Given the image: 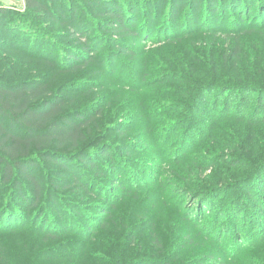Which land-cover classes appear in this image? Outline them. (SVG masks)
<instances>
[{
  "label": "trees",
  "instance_id": "16d2710c",
  "mask_svg": "<svg viewBox=\"0 0 264 264\" xmlns=\"http://www.w3.org/2000/svg\"><path fill=\"white\" fill-rule=\"evenodd\" d=\"M21 5L0 4V264H207L206 241L264 264V0ZM157 190L195 218L244 199L166 259L140 239Z\"/></svg>",
  "mask_w": 264,
  "mask_h": 264
},
{
  "label": "rangeland",
  "instance_id": "374dc122",
  "mask_svg": "<svg viewBox=\"0 0 264 264\" xmlns=\"http://www.w3.org/2000/svg\"><path fill=\"white\" fill-rule=\"evenodd\" d=\"M11 1L12 0H0V4L6 3L11 8L19 9L22 6L21 4L23 3L21 2V3L14 4ZM43 24L46 25L45 22H43ZM60 29L61 28L59 27H54V30L56 32L60 31ZM3 34L4 33L0 32V43L5 40V38L3 37ZM57 39L59 43L69 42L68 40L64 38L58 37ZM50 51L53 52L55 56H57L59 54L60 49H58V47H55V48H51ZM202 121L203 122L206 121L211 126L215 120L202 118ZM110 132H112V130H110ZM114 136H117V134H114ZM110 143H112L113 147L114 146L118 147L120 140L116 141V140L111 139L110 142L109 141H106L104 143L102 142L100 143V145H97L98 151H102L110 147ZM140 149H143V148L140 146ZM136 169H139V168H136ZM143 171H145V173L148 176H143L142 179H144V181L149 180L150 175L148 174L149 173L148 169L145 168L143 169ZM102 181H105V180L102 179ZM114 189H117V186ZM161 192H162L161 190L155 191L152 194L151 201L154 204H158L160 199L164 200L163 206H164L165 219H163V224H160V221H158L159 227L157 229L152 228L153 230L149 228V225L148 226L144 225L146 230H144L145 233L143 232L141 234L140 239H141L142 246H147V248L148 247L152 248V245H154L156 250L162 249V257L163 258L166 257V259H168L169 255L167 256V254L165 253V250L168 249L169 246L174 243V242H171L173 238L178 240L179 245L184 244L183 246H185L186 243L190 241L191 237H195V236L201 237V235H204V232L207 233L211 231L212 226L216 225L213 223H215V220L217 221L216 213L219 208H223V205H225L223 210H227V208H229L232 205V203H233L234 208H236L238 207V205H242V203L239 201L244 199V196H243L244 194L241 191H235V190L230 191L228 193L229 196L227 194H224L223 196H219L218 198H216L217 202H214V204L212 203L210 207L206 209L207 212H205L204 214H200L198 215V218H195L191 212L190 213L188 212V214H185V211H187L192 206V201H189L186 204L179 203L176 200H173L169 195L162 196ZM185 200H187V198ZM150 205H151L150 203L147 204L148 207H150ZM176 206L179 207L180 212L184 211V214H182V216L181 214H179L180 216H177L176 211H175ZM195 206H196V202L193 204V208H195ZM97 213L98 212L95 211L94 215H96ZM190 217H194V219ZM178 220L180 222L177 225H175L174 223H176ZM218 226L220 227V225ZM241 242L243 245L242 247H245L248 244V240H243ZM204 243H205V249L211 250L212 248L215 251L214 258L211 260H208L207 264H216V261L224 263V259H222L221 257L223 256L225 251H224L223 246L221 245L222 244L221 241L219 242V245H211L209 241H206ZM144 256H146L147 259H151L150 260L151 262H141L140 264H154L153 260L158 261L156 259L160 258L158 254H151V253H148L147 255H144ZM159 264H161V262Z\"/></svg>",
  "mask_w": 264,
  "mask_h": 264
},
{
  "label": "built area",
  "instance_id": "2783aa9c",
  "mask_svg": "<svg viewBox=\"0 0 264 264\" xmlns=\"http://www.w3.org/2000/svg\"><path fill=\"white\" fill-rule=\"evenodd\" d=\"M11 2L16 4V3H19V2H23V0H12Z\"/></svg>",
  "mask_w": 264,
  "mask_h": 264
}]
</instances>
